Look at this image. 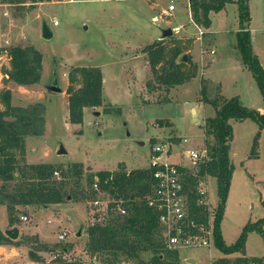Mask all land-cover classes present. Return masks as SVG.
Returning a JSON list of instances; mask_svg holds the SVG:
<instances>
[{
	"label": "rangeland",
	"instance_id": "374dc122",
	"mask_svg": "<svg viewBox=\"0 0 264 264\" xmlns=\"http://www.w3.org/2000/svg\"><path fill=\"white\" fill-rule=\"evenodd\" d=\"M54 1L40 3L34 8L0 3V47L31 44L44 55L42 80L30 87L15 82L4 85L1 69L9 67L10 61L6 55L0 57V90L4 87L12 90V104L27 106L41 102L46 106L45 134L27 137L30 162L55 163L65 169L83 162L85 174L118 169L120 163L132 170L150 166L152 147L158 141L171 142L173 151L177 152L212 145L215 140L206 135L205 119L214 117L216 109L200 100L203 78L210 80L211 97L216 96L220 87L222 95L238 96L249 108L264 107L263 94L253 72L243 62L245 67L240 72L231 67L233 60L241 57L236 47L237 3L227 4L220 14L213 12L210 32L201 36L191 20L186 0ZM170 4L176 8L172 16L154 22L153 17H158ZM250 10L252 43L264 56V0H250ZM45 23L52 33L50 38L43 36ZM179 24L184 25L179 37H192L196 41L190 53L199 63L198 75L171 90L162 86L149 92L147 82L155 77L142 48L161 37L165 29ZM212 49L217 53L213 55ZM74 66H98L106 78L105 105L86 108L80 124L70 121L66 93L68 73ZM55 75L62 92L48 89ZM106 106L120 110L108 113ZM232 125L234 139L230 156L235 170L221 223L229 245L239 239L248 222L264 217V129L251 119L232 121ZM257 135L258 154L251 156ZM62 150L64 153H60ZM176 159L177 156L173 158ZM67 182V191L78 187L72 176ZM84 183L85 178L80 186ZM209 198L211 206L216 207L219 196L215 177L209 181ZM22 210L17 214L19 222L11 227L6 206H0L1 227H18L19 237L11 239L21 242L19 246L6 245L9 251L0 250V257L5 258H0V263L46 264L51 261L54 253L36 250L37 244L32 238L37 235L41 243L61 242L67 246L69 259L91 264L92 259L85 252L87 228L96 221L104 222L108 212L93 208L87 201L37 205L28 207L25 212ZM24 216L28 220H24ZM63 232L68 236L60 241L59 235ZM27 237L32 238L27 241ZM30 250L42 255V261L31 260ZM58 251L65 255L62 248ZM179 254V264H213L221 257L234 259L243 255L241 252L226 254L215 244L182 247ZM153 255L152 251L142 253L146 261ZM245 255L264 256L261 232L248 233Z\"/></svg>",
	"mask_w": 264,
	"mask_h": 264
},
{
	"label": "trees",
	"instance_id": "16d2710c",
	"mask_svg": "<svg viewBox=\"0 0 264 264\" xmlns=\"http://www.w3.org/2000/svg\"><path fill=\"white\" fill-rule=\"evenodd\" d=\"M49 1L51 0H0V3L34 8ZM189 3L194 23L204 29L211 27L212 12L222 11L230 3L238 4L239 30L236 33V47L244 65L253 72L264 98V66L253 49L250 0H189ZM194 43V38L179 37L174 33L167 38L157 39L142 49L155 77L147 82L149 92L157 91L162 86L171 90L197 77L199 65L190 53ZM2 55H6L10 61L9 67L1 69L4 85L15 82L30 87L41 82L44 55L34 45L2 46L0 57ZM184 55H187L186 60L183 59ZM68 82L66 93L69 118L72 123L80 124L84 120L86 108L105 105L103 71L98 66H74L68 73ZM209 91L210 80L203 78L200 100L212 104L216 109L214 117L205 119V132L215 141L214 144L206 146L210 159L199 166L198 172L202 176L209 174L217 180L219 203L215 219V245L226 254L243 253L234 259L218 258L213 264H264V256L245 255L248 233L257 230L264 235V217L248 222L239 239L231 245L226 243L221 229L235 170V164L230 157L234 139L232 121L251 119L264 129V112L245 106L238 96L229 98L222 95L220 87L215 97H211ZM12 98L10 88L4 87L0 90V205L6 206L11 227L19 222L17 214L22 209L25 212L31 206H48L68 201L89 202L96 197L94 184L97 183L99 189L108 193L115 202L110 204L104 222L90 224L87 228L85 252L92 259L91 264H96V261L99 264L180 263L179 250L166 249L157 214L147 204L153 183L152 167L127 170L126 165L120 163L118 169L85 174L83 162L74 163L67 169L55 163H29L27 137L45 134L46 106L41 102L15 106ZM116 109L119 108L106 106L105 112L110 113L117 111ZM257 137L258 135L251 156L258 154ZM71 176L78 187L67 191V179ZM83 178L85 183L80 186ZM119 200L127 208L125 215L116 210ZM262 203L264 205V195ZM28 238L32 237H27V241ZM38 238L37 235L32 238L37 244L36 250L54 253L53 261L59 264H82L66 256L69 249L61 242L41 243ZM9 244L19 246L21 242L13 241L0 225V246ZM59 248H62L65 255L59 253ZM148 251L154 252V255L146 261L142 253ZM29 256L35 262L43 259L35 250H30Z\"/></svg>",
	"mask_w": 264,
	"mask_h": 264
},
{
	"label": "built area",
	"instance_id": "2783aa9c",
	"mask_svg": "<svg viewBox=\"0 0 264 264\" xmlns=\"http://www.w3.org/2000/svg\"><path fill=\"white\" fill-rule=\"evenodd\" d=\"M174 9L175 6L170 4L168 11L153 17V21L157 23L160 19L168 18ZM54 23L57 24V21ZM198 30L201 36L206 32L203 27L198 26ZM211 53L215 54L216 50L212 49ZM175 156L177 159L173 160ZM209 159L207 147L177 152L167 141H158L152 147L149 167L153 168V183L147 204L157 214L166 249L180 250L182 247H209L215 244L218 205L212 207L210 203L209 181L212 176H202L198 172L199 166ZM94 189L97 194L89 201L90 205L107 212L115 199L101 191L97 183ZM121 203L122 200H119L116 210L125 215L127 208ZM23 219L28 220V217L24 216ZM67 236L68 233L63 232L59 240H65ZM46 264L59 263L51 260Z\"/></svg>",
	"mask_w": 264,
	"mask_h": 264
},
{
	"label": "crops",
	"instance_id": "0c3cea01",
	"mask_svg": "<svg viewBox=\"0 0 264 264\" xmlns=\"http://www.w3.org/2000/svg\"><path fill=\"white\" fill-rule=\"evenodd\" d=\"M187 1V6L190 8V3H189V0H186ZM54 2H58V1H54ZM176 10V8L173 10V11H171L170 12V16L168 17V19L172 16V14H173V12ZM166 11H168V9H163L162 10V12L159 14V16L163 13V12H166ZM222 11H224V10H222ZM222 11H220V12H218L217 14H220ZM190 14H191V20H192V22L194 23V21H193V19H192V13H191V9H190ZM212 15H213V12L211 13V19L213 20V17H212ZM155 17V16H154ZM213 23V22H212ZM253 18H252V20H251V23H250V30H251V34H252V36H253ZM194 25L198 28V26H197V24H195L194 23ZM211 26H212V24H211ZM173 30H174V33L176 34V35H178L179 36V33H180V31H182L183 29H184V25H182V24H179V25H175V26H173V27H171ZM210 29H211V27L210 28H208L206 31H208V32H210ZM239 30V22H238V29H237V31ZM237 31H236V33H237ZM211 33H212V31H211ZM159 38H161V37H159ZM158 38V39H159ZM196 42V41H195ZM143 49V48H142ZM253 49H254V52L259 56V58H260V61H261V63L263 64V66H264V56L260 53V52H258L256 49H255V47H254V44H253ZM235 50H237V48L235 49ZM257 51V52H256ZM217 53V52H216ZM215 53V54H216ZM214 55V54H213ZM233 64L231 65V67H234L238 72H240V70H241V68H243V63H242V60H241V57H238L237 59H235V60H233V62H232ZM199 64V63H198ZM245 67V66H244ZM201 71H203V69L201 68ZM106 78L104 77V84L106 85ZM39 84V83H38ZM38 84H35V85H33V86H37ZM105 85H104V91H105ZM64 92H65V90H64ZM258 109L261 111V112H264V107L263 106H259L258 107ZM193 110H196L197 111V109H195V108H193ZM231 154V153H230ZM231 157V156H230ZM232 160V159H231ZM27 161L29 162V163H32V162H30L29 161V159H28V157H27ZM233 162V161H232ZM65 203V202H64ZM1 206V205H0ZM49 206V205H48ZM2 228V230L5 232L7 229H9L8 228V226L6 227V229L5 228H3V227H1ZM39 235V234H38ZM0 250H4V251H9L8 249H7V246L6 245H2V246H0ZM68 253H66V255H67ZM0 258H2V257H0ZM4 258V257H3ZM2 258V259H3ZM5 259V258H4ZM96 261V260H95ZM5 262H8V261H5ZM97 262V261H96Z\"/></svg>",
	"mask_w": 264,
	"mask_h": 264
},
{
	"label": "water",
	"instance_id": "95a60500",
	"mask_svg": "<svg viewBox=\"0 0 264 264\" xmlns=\"http://www.w3.org/2000/svg\"><path fill=\"white\" fill-rule=\"evenodd\" d=\"M173 34H174V30L171 27H169L163 31L161 39L172 36ZM43 36L45 38H50L52 36V33H51V31H50V29L46 23L43 26ZM183 59L186 60L187 55H184ZM48 89L50 91H53V92H62L63 91V88L61 87V85L59 83V79H58L57 75H55L54 78L52 79V81L50 82ZM97 113L99 114V112H97ZM140 144L143 145L144 142H140ZM60 153H64V150L60 151ZM5 234L12 239H17L19 237V234H20V229L18 227H13L11 229H7L5 231ZM189 260L193 261L192 259H189Z\"/></svg>",
	"mask_w": 264,
	"mask_h": 264
}]
</instances>
